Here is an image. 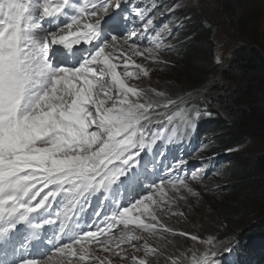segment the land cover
Returning a JSON list of instances; mask_svg holds the SVG:
<instances>
[{"label": "snow or ice", "instance_id": "snow-or-ice-1", "mask_svg": "<svg viewBox=\"0 0 264 264\" xmlns=\"http://www.w3.org/2000/svg\"><path fill=\"white\" fill-rule=\"evenodd\" d=\"M127 2L0 0V264H114L112 258L121 264H152L149 257L163 254L161 242L171 245L164 234L213 245L212 237L178 231L162 219L169 213L183 217V211L171 212L172 206L199 194L189 183L200 179L197 172L179 175L183 159L167 167L176 175L150 184L147 195L127 206L114 199L105 227L86 231L72 224L81 201L137 181L129 173L164 133L163 127L151 130L155 117H163L157 124L179 120L194 127L202 115H211L183 98L178 102L125 82L148 76L149 69L132 58L159 62L164 32L170 31L163 25L154 47L141 50L135 37L142 33L122 28L129 16L117 15ZM153 11L134 5L132 26L142 27L143 33L154 31ZM113 57H123V78ZM61 196L67 202L53 218L51 209ZM46 225L58 226V231L47 240L52 254L40 259L30 248L33 241L44 239ZM116 225L125 228L118 236L112 234ZM64 237L69 242L60 243ZM93 243L107 255H98ZM215 257L209 247L200 251L193 246L187 252L177 247L165 264H215Z\"/></svg>", "mask_w": 264, "mask_h": 264}, {"label": "trees", "instance_id": "trees-1", "mask_svg": "<svg viewBox=\"0 0 264 264\" xmlns=\"http://www.w3.org/2000/svg\"><path fill=\"white\" fill-rule=\"evenodd\" d=\"M168 1L163 0L166 8L170 6ZM224 3L228 13L227 0ZM174 13L179 17L182 14L179 10ZM194 16L185 22L186 28L174 34L173 49L180 61H172L175 66L171 67L170 84L160 89L172 100L183 98L202 110L207 108L211 115H202L194 127H186L179 120L172 125L166 120L155 123L163 117H155L150 126L152 131L160 127L177 130L175 139H171L177 147L196 136L194 152L203 161L199 172L202 177L197 180L201 192L184 200L180 211L185 215L168 226L204 239L208 238L206 231L221 229L215 232L220 244L210 246L216 252L215 264H228L217 258L226 248L236 250L237 264H264V58L258 45L233 44L230 56L219 68L212 58L211 42L206 40L210 26L196 17V24H192ZM198 24L203 27L200 33ZM169 33L172 35L174 30ZM203 42L209 47L203 49ZM150 95L155 99L153 93ZM220 192L221 196L224 192L230 194L231 199L219 204ZM164 235L171 245L162 241L163 254L149 257L152 264H165L177 247L187 252L195 246L203 251L198 242L187 237ZM149 242L156 246L154 239L149 238Z\"/></svg>", "mask_w": 264, "mask_h": 264}, {"label": "rangeland", "instance_id": "rangeland-1", "mask_svg": "<svg viewBox=\"0 0 264 264\" xmlns=\"http://www.w3.org/2000/svg\"><path fill=\"white\" fill-rule=\"evenodd\" d=\"M169 1H170V6L169 8H167V10H164V8L159 9L158 6L160 3L159 1H155V0H130L129 3L128 2L123 3L121 8L117 10V15L129 16V22L127 26L124 24L123 21L121 22L122 28L127 27L128 31H136L142 33L141 35L135 37V42L138 44L141 50L149 47H154L156 41V32L161 31L163 29V25L167 24L169 26V30L173 29L177 31L179 29L186 28L188 23L186 24L185 20L187 21L190 18H192V16L195 15L194 18L192 19V24H196L195 22V17H196L206 20L210 26L209 29L210 31L207 35L206 40L211 42L212 58L214 60V63L219 64V68L224 66L226 59L230 56L229 53H230V48L233 45L232 42L233 38H235L236 40L242 43H247L250 46L258 45L257 46L258 50L264 51V0H227V4L229 6L228 13H226L224 10V4H225L224 0H169ZM134 5L140 7L141 9H154V11L152 12V18L154 21L152 27L154 31L150 33H143L142 27L132 26V17L129 14L132 12ZM175 10L181 11L182 13L180 15L181 19L178 18V20L172 22L171 18L176 16V14L174 13ZM159 13H162L160 15V20L158 17H156L158 16ZM137 23H138V18H137ZM196 29L197 31H199V33L203 31V27L201 26V24H198L196 26ZM175 34H178V32H175ZM174 43H175V38L172 40L170 33L164 32V39L161 43V48L158 50V54H157L159 62H154L151 59L145 60L143 57L134 56L132 59L135 60L137 63H141L142 65H145L149 69V74L148 76H144L143 74H140L138 77L126 79L125 82L128 83L129 85L137 83L134 86L138 87L139 89H144V90L155 89L157 92H162L160 86L161 85L165 86L167 84H170V77L172 74L171 67L175 66L172 63V61H176V62L180 61V57L177 55L176 51L173 50L172 44ZM206 47H209L208 43L205 44L203 42L202 48L204 49ZM125 50H127V46H125ZM127 54L131 55V53H127ZM217 57H219V62H217ZM112 63H116L118 65L117 72L123 78V71H124L122 67L124 63L123 57H113ZM129 71L136 72L138 70L133 67H130ZM113 95H115L114 91H113ZM154 97L156 100H158L161 103L165 102L164 98L156 97L155 95ZM197 161L201 162L198 159ZM192 169H194V166L192 167ZM201 171H202L201 168L195 170V172H201ZM190 184L193 185V187L196 189L197 192H201V189L197 185V181H193V183ZM124 190L126 189H123V191ZM117 195H121L120 192H118ZM222 195L223 196H221V192L217 194L218 199H220L219 204L222 203L224 204L225 201L231 199L230 194H226L224 192V194ZM133 196L136 195L126 194L124 199L127 200L132 199ZM124 199L122 201H119L116 198L115 200L119 201L122 204V206H127V204H124ZM222 199H226V200H222ZM234 199L235 198L233 197V201H235ZM113 200L114 199H108V198L104 200L103 199L99 200V202L96 205V209L94 210L95 211L94 218L91 219V225L88 228V230L95 231L98 227L101 228L105 227L104 217L111 214V210L114 207ZM196 201L200 202V200L198 199ZM236 201L238 202L237 199ZM181 205L182 203H179V206ZM177 207H178L177 203L174 204L171 208V212H178L177 211L178 209H176ZM100 209H103V211L100 212L99 216H97L96 213ZM136 214L137 213H132V215H136ZM162 218L164 221H166L167 225H169L171 222L178 219V216H174L171 215V213H169L166 216L162 215ZM130 227L131 225L129 226V228ZM212 230H214V232L206 231L205 233L206 237L213 238V245L220 244V242L216 241L215 239V237H217L216 235L218 234L215 232L221 229H217V230L212 229ZM121 231H125L124 226L116 225V227L112 229V234L118 236ZM197 245L201 247L202 250H204V247L210 248V246L200 245L199 243H197ZM92 247L97 250L98 255H107L106 253H100L95 243H93ZM138 255H143V252L141 251L140 253H138ZM112 259L114 261V264H121V262L116 258H112ZM73 264H75V261L73 262Z\"/></svg>", "mask_w": 264, "mask_h": 264}, {"label": "bare ground", "instance_id": "bare-ground-1", "mask_svg": "<svg viewBox=\"0 0 264 264\" xmlns=\"http://www.w3.org/2000/svg\"><path fill=\"white\" fill-rule=\"evenodd\" d=\"M175 134H177V130H176ZM175 148H176V147H175ZM158 177H159L158 175L155 176V179H157ZM145 187H147V184L145 185ZM199 187H200V186H199ZM127 190H128V191L135 192V193H140V192H142V191L145 190V189H143V190H139V189L135 188L134 186H130ZM135 190H136V191H135ZM197 196H198V195H197Z\"/></svg>", "mask_w": 264, "mask_h": 264}, {"label": "water", "instance_id": "water-1", "mask_svg": "<svg viewBox=\"0 0 264 264\" xmlns=\"http://www.w3.org/2000/svg\"><path fill=\"white\" fill-rule=\"evenodd\" d=\"M232 42L237 43L238 45H242V46H250V45H248L247 43H242V42L236 40L235 38H233ZM254 46H255V45H254ZM259 51H260V50H259ZM260 53H261V55L264 57V51L261 50Z\"/></svg>", "mask_w": 264, "mask_h": 264}]
</instances>
